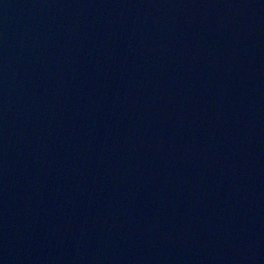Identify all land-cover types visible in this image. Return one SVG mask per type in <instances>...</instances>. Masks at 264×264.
I'll return each mask as SVG.
<instances>
[{
  "label": "water",
  "instance_id": "95a60500",
  "mask_svg": "<svg viewBox=\"0 0 264 264\" xmlns=\"http://www.w3.org/2000/svg\"><path fill=\"white\" fill-rule=\"evenodd\" d=\"M0 264H264V0H0Z\"/></svg>",
  "mask_w": 264,
  "mask_h": 264
}]
</instances>
